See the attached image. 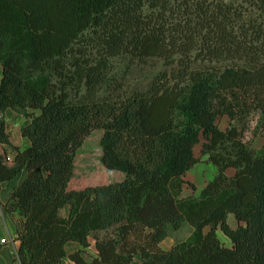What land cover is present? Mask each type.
I'll use <instances>...</instances> for the list:
<instances>
[{"label":"trees","instance_id":"obj_1","mask_svg":"<svg viewBox=\"0 0 264 264\" xmlns=\"http://www.w3.org/2000/svg\"><path fill=\"white\" fill-rule=\"evenodd\" d=\"M122 56L163 69L100 96ZM0 66V184L22 217L19 264H60L67 242L89 239L96 257L74 264H264V149L240 130L254 111L264 129V0H0ZM7 109L28 120L27 148L11 144ZM94 128L103 167L125 177L71 188ZM197 144L217 174L184 197ZM184 224L189 237L162 249Z\"/></svg>","mask_w":264,"mask_h":264},{"label":"rangeland","instance_id":"obj_2","mask_svg":"<svg viewBox=\"0 0 264 264\" xmlns=\"http://www.w3.org/2000/svg\"><path fill=\"white\" fill-rule=\"evenodd\" d=\"M162 69V62L155 59L140 62L126 56L111 58L109 60V73L105 84L100 87L99 95H112L113 93L124 95L132 88L144 87ZM258 119L259 112L254 111L240 127L243 142L253 151L264 149V129L258 127ZM217 125L220 129L227 127L229 125L227 116H220L217 119ZM101 135L102 130L94 128L83 138L76 151L71 188L82 189L86 186L117 182L124 179L125 175L122 172L103 167L99 144ZM200 141L203 139L200 138ZM199 144L194 147L193 151L194 156L199 161L183 177L184 181L194 189L185 187L183 196L196 194V190L214 173V168L200 156ZM231 172L232 170H228L227 175ZM64 213L65 210H62L61 214L64 215ZM229 224L234 226L231 215L229 216ZM190 232L191 228L188 225H182L180 229L162 241V248L173 245L176 241L185 240L189 237ZM218 238L224 245H228L226 238L219 231Z\"/></svg>","mask_w":264,"mask_h":264},{"label":"crops","instance_id":"obj_3","mask_svg":"<svg viewBox=\"0 0 264 264\" xmlns=\"http://www.w3.org/2000/svg\"><path fill=\"white\" fill-rule=\"evenodd\" d=\"M0 77H1V66H0ZM4 119L6 123V131L10 135L11 144L18 146L20 149L27 148L29 146L28 139L21 136L20 129L28 124V120L24 119L20 115L15 114L10 109L5 110ZM224 129H220V130H224ZM12 157H13V152H11L10 149H8V159H12ZM202 158L203 160L206 159V157H202ZM212 167L214 168V173H212L211 177L208 180L203 182V184L196 190V194L192 196L194 197L198 196L203 190V188L206 186V184L216 176L217 170L214 166ZM228 170H232V169H228ZM228 170H226V174ZM232 173L233 170L228 175H231ZM13 203L14 201H9L8 184L1 183L0 184V264H19L15 258H16L17 250L19 248V241L17 240V235L21 229L22 217L18 210L8 209L9 207H11ZM63 210H65L64 215H66L67 207H65ZM3 240L4 242L1 243V241ZM88 242H89V246L87 248H83L80 244L76 242H67L64 247L66 252V257L63 258L60 264H74L72 261L69 260L68 256L72 253L79 251H82V256L86 259L87 256L96 257L94 242L91 239H89ZM161 243L160 246L163 247ZM171 246L172 245H169L168 247L162 249L168 250L169 248H171ZM87 263H89L88 259H87ZM132 264H141V258L139 255H136L133 258Z\"/></svg>","mask_w":264,"mask_h":264},{"label":"built area","instance_id":"obj_4","mask_svg":"<svg viewBox=\"0 0 264 264\" xmlns=\"http://www.w3.org/2000/svg\"><path fill=\"white\" fill-rule=\"evenodd\" d=\"M4 242V240L3 241H1V243H3Z\"/></svg>","mask_w":264,"mask_h":264}]
</instances>
